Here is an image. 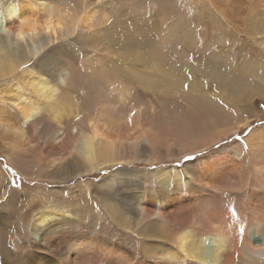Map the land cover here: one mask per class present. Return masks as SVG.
Instances as JSON below:
<instances>
[{
    "label": "bare ground",
    "instance_id": "1",
    "mask_svg": "<svg viewBox=\"0 0 264 264\" xmlns=\"http://www.w3.org/2000/svg\"><path fill=\"white\" fill-rule=\"evenodd\" d=\"M79 2L83 6L80 12H77L78 6L77 10L74 8L72 0L0 1V81L13 72L22 79L20 81L16 77L18 82L14 85L0 87V98L6 102L9 99L14 105L13 107L8 103L5 107L2 103L6 102L0 100V144L11 150L5 156L12 168L26 178L43 184H66L70 180H76V177L102 171L106 169L103 168L105 166L113 168V172L101 181L106 187L105 194L118 205V208L112 205V211H109L112 215L119 216V220L123 222L120 223L124 231L122 233L135 244L144 243L145 253L152 258L134 262V252L131 250L118 243L107 242L96 234L87 235L85 231H94L96 219H78L84 218L85 214L71 205L72 199L75 201L73 204L79 200L72 193L69 197L64 196L65 200L60 203L63 210H57L48 205L57 207L59 204L53 199L41 197L40 191L31 197L27 208L20 212L19 209L17 212L13 211V216H9L7 212L12 205L17 204L18 198L10 195L4 202L1 208L6 210L4 222L0 219L3 225L0 228L2 254L12 244L14 246L11 248L17 250L14 252L17 260L20 261L22 256L27 255V264H264V255H256V251L264 252V211H252V204L248 203V219H237L227 206L213 201L221 197L212 187L213 182L230 174L234 162L238 160L235 158V155L238 157L237 153L233 154L234 158L229 156L230 152H226L218 158L203 160L204 163L195 161L182 168L166 167L154 172L127 170L119 167L120 164L138 161H148L150 164L152 161L146 160L149 155H156L158 161L162 160L158 152L169 155L173 145L164 141V138L161 141L164 135L162 126L159 128L150 123H142L137 134L134 133L136 136L132 137L129 136V131L103 120L100 114L83 119L88 108L82 106L81 101L75 106L76 99L67 92L73 77L65 55L60 52V46L69 44L70 38L78 29L93 33L102 31L106 26L102 23L109 17L110 11L105 12L103 8L93 4L84 6L86 2L83 0ZM109 24L117 27L113 20ZM126 27V32L129 33V25ZM149 56L162 64L165 62L162 54L151 53ZM144 58V54L137 49L132 60L134 63L147 61ZM135 68L138 69L137 66ZM122 70H127L124 76L128 81H140V77L132 69L122 67ZM193 72L187 78L176 75L177 77L173 76L174 81L167 82L172 96L177 92L190 93L184 83L194 90ZM256 76L259 80L264 77L259 74ZM143 82L152 86L147 78ZM198 94L200 100H210L205 98L206 95ZM65 98L69 100L66 102ZM199 103L197 105L205 104ZM197 108L201 114H205L207 110ZM207 111L206 114H210ZM17 112L23 122L19 121ZM72 123L78 125L76 131L68 130ZM191 123L192 128L188 130L186 142L211 143L225 133V130L218 131L217 137L208 140L201 136L203 132L196 133L201 127ZM236 127L237 125L229 131ZM247 139L251 159L255 160L257 168L256 180L264 179V154H259L264 146L261 128L251 132ZM189 148V144L188 147L183 144L178 151ZM234 150L241 152L240 147ZM26 155L34 157L31 158L35 162L33 172L27 167ZM257 157L261 160H256ZM2 166L0 165L3 169ZM191 181H195V188L190 184ZM79 185L95 183L81 182L75 187ZM75 187L68 190L71 192ZM182 190H187L188 194L184 195ZM203 191L213 193L212 199L208 198L206 201L213 206L204 207L208 205L203 204L206 200ZM249 196L251 198L252 194ZM36 198L47 203L45 206L48 208L32 222H27L26 214L32 206H36ZM196 198L200 202L198 205L204 207L201 210L207 209L195 225H189L191 219H181L179 215L189 205L192 206L190 209L197 208L193 202ZM13 237L17 240L13 239V243H10ZM18 240L23 245L27 241V248L24 249Z\"/></svg>",
    "mask_w": 264,
    "mask_h": 264
},
{
    "label": "rangeland",
    "instance_id": "2",
    "mask_svg": "<svg viewBox=\"0 0 264 264\" xmlns=\"http://www.w3.org/2000/svg\"><path fill=\"white\" fill-rule=\"evenodd\" d=\"M79 1L82 0H72L74 8L78 6L77 12L83 7ZM83 2H86L84 6L93 4L103 8L105 12L110 11L109 17L104 21L113 20L117 24L116 27L109 22L108 24L103 22L102 24L106 26L98 33L78 29L70 38L69 44L60 46V52L67 58L65 60L71 68L73 77L67 92L76 99L75 106L81 101L82 106L88 108L83 119L100 114L103 120L129 131V136L132 137L136 136L142 123H150L151 126L159 128L162 126L164 135L161 141L164 138V141L173 145L169 155L164 152L157 153L161 161L157 160L156 155H149L146 160L152 161L150 164L148 161H138L120 164L119 167L154 172L166 167L182 168L185 164L189 165L195 161L201 163L203 160L225 155L226 152H230L229 156L234 158L233 154L237 153L238 157L235 155V158L238 160L234 162L230 174L213 182L212 187L221 194L219 199L215 198L213 201L227 206L235 218L238 217L237 219H248V203L252 204V211H264V179L256 180L258 173L255 160L251 159L247 145L248 135L250 136L256 129L261 128L264 136V77L261 80L255 77L258 74L264 75V0H83ZM126 25L130 27L129 33L126 32ZM173 25L175 26L172 28ZM137 49L144 54L147 61L134 63L132 59ZM148 53L162 54L164 64L153 59ZM122 67L136 72L140 81L135 79L131 80L132 82L128 81L124 76L127 70L123 71ZM192 72L194 90L184 83V87L187 86L185 88L190 90V93L177 92L172 96L167 82L174 81L176 75L187 78ZM18 76L19 74L14 72L5 76L0 81V87L14 85L18 82L16 79ZM146 78L152 86L144 84ZM198 93L206 95L205 98L210 99L207 100L209 103L200 100ZM64 100L67 102L69 99ZM213 100L217 103L211 102ZM202 101L204 105H197L199 102L203 103ZM8 103L14 107L9 99L2 104L7 107ZM197 107L206 108L208 111L205 110V114H201ZM206 111L210 114H206ZM17 115L19 121L23 122L19 112ZM243 121L245 123L242 124ZM191 122L201 127L196 133L203 132L201 136L208 140L217 137L218 131L225 130V133L211 143L186 142L188 130L192 128ZM76 125L70 124L68 130L76 131L78 126ZM235 125L237 127L229 131ZM186 143L190 148L178 151L183 144L188 147ZM238 146L241 152L234 150L239 148ZM6 152L11 150L0 144V165H3V169L0 167L1 221L4 222V211L6 212L1 208L10 195L19 200L7 212L9 216H13L15 214L13 211L17 212L19 209L20 212L27 208L31 197L39 191L41 197L53 199L59 204L57 207L48 205L57 210H63L60 203L64 196L69 197L72 193L79 200L73 204L75 201L72 199L71 205L85 214L84 218L78 219H96L94 231H85L87 235L96 234L107 242L118 243L131 250L134 252V262L152 258L145 253L144 243L135 244L122 233L124 231L120 223L123 222L119 220V216H114L110 212L112 205L115 208H118V205L105 194L106 187L101 181L113 172V168L105 166L103 168L106 169L102 171L76 177V180H70L66 184L60 182L43 184L38 180L26 178L12 168L6 162ZM259 154H264V146ZM31 158L30 155H26L27 167L33 172L35 162ZM256 160L261 159L257 157ZM81 182H94L95 185L75 187ZM190 184L196 187L195 181H191ZM70 187L75 189L70 192L68 190ZM182 192L184 195L188 194L187 190ZM203 192L206 198L203 204L208 205L204 207L213 206L206 203L208 198L212 199L213 193ZM249 194H252L251 198ZM197 201L196 198L193 202L200 210L198 207L190 209L192 206L189 205L179 215L181 219H191L189 225H195L197 219L203 216L204 211L206 212L207 208L201 210L204 207L198 205L200 202ZM35 202L36 206H32L26 214L27 222H32L48 208L45 206L47 203L44 204L37 198ZM13 239L17 240L13 237L10 243H13ZM26 242L24 245L21 242L24 249L27 248ZM11 246L14 245L11 244L10 247L8 245L9 248L4 254L0 251V264H27L28 256L24 255L18 261L14 253L17 250H13ZM256 255L263 256V250L256 251Z\"/></svg>",
    "mask_w": 264,
    "mask_h": 264
},
{
    "label": "snow or ice",
    "instance_id": "3",
    "mask_svg": "<svg viewBox=\"0 0 264 264\" xmlns=\"http://www.w3.org/2000/svg\"><path fill=\"white\" fill-rule=\"evenodd\" d=\"M185 87H187V86H185Z\"/></svg>",
    "mask_w": 264,
    "mask_h": 264
}]
</instances>
